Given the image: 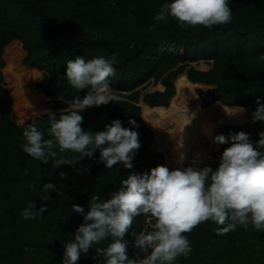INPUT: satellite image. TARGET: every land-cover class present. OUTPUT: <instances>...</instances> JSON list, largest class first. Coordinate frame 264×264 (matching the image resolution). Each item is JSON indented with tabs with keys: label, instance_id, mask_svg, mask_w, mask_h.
Returning <instances> with one entry per match:
<instances>
[{
	"label": "trees",
	"instance_id": "16d2710c",
	"mask_svg": "<svg viewBox=\"0 0 264 264\" xmlns=\"http://www.w3.org/2000/svg\"><path fill=\"white\" fill-rule=\"evenodd\" d=\"M166 0H0V264H62L65 244L74 239L83 217L72 211V204L87 208L91 196L110 198L129 173H143L164 165V155L153 152L154 133L142 118L141 98L149 106L167 107L176 94L175 81L186 73L193 83L208 89L197 90L205 106L220 102L224 106L250 107L247 121L229 124L221 134L245 131L255 142L264 125L251 122L256 97L264 103V0H230L232 21L206 28L201 25L180 27L168 17L156 22L153 17ZM19 40L26 55L23 65L43 72V80L32 85L51 98L53 109L68 107L66 101L79 93L64 78L66 63L76 56L85 60L116 53L115 74L109 77L119 100L86 108L82 129L101 131L105 124L120 119L131 128L129 118L139 127L140 148L125 169L119 163L105 168L97 151L72 165L57 164L58 159L74 160L77 153L57 151L56 158L44 164L22 150L23 130L35 123L48 138L47 114L19 124L12 116L13 96L6 85L3 58L6 47ZM175 48V52L170 50ZM208 60L207 70L192 65ZM161 83L163 90L146 91V83ZM143 96V97H142ZM60 113H57V118ZM224 144L213 152L211 166L219 165ZM87 171L84 169L89 166ZM66 173L61 178L59 173ZM52 183L56 191L45 190ZM34 206L37 213L25 218L22 212ZM209 220L184 233L192 245L189 256H180L175 264H264V230L238 225L223 235ZM132 230L151 231L143 215L133 220L126 233L128 254L132 258ZM110 240L101 241L104 248ZM95 248L81 254L76 264H97L103 258Z\"/></svg>",
	"mask_w": 264,
	"mask_h": 264
},
{
	"label": "clouds",
	"instance_id": "9594fccd",
	"mask_svg": "<svg viewBox=\"0 0 264 264\" xmlns=\"http://www.w3.org/2000/svg\"><path fill=\"white\" fill-rule=\"evenodd\" d=\"M229 2L166 0L153 19L161 22L170 16L182 28L225 25L232 21ZM117 63L116 53L107 58L97 56L85 60L84 56H76L68 60L64 78L78 93L86 89V94L83 98L76 95L67 100L68 107L61 110L58 118L45 109L50 124L48 138L35 123L30 124L22 133L25 139L22 150L44 164L58 156L56 148L61 153H77L74 160L60 158L57 161L59 166L70 167L85 158L93 159L98 151V160L105 168L119 163L123 168L131 169L141 146L136 131L139 125L134 119L128 120L131 128L124 127L118 118L105 124L101 131L81 127V113L86 108L119 100L109 81ZM244 111L243 107L237 106L226 112L235 115ZM250 115L252 123L264 125V103L260 97H256V108ZM258 136L255 142L242 130L230 131L227 136H213V143L229 145L220 154L215 170L208 165L171 170L165 165H157L143 173H129L110 198L101 200L98 195H93L87 208L72 204V211L80 214L83 220L74 239L64 246L62 264H76L81 254L87 255L90 248L96 251L92 259L103 258L97 260V264H175L178 257H187L192 251L184 233L209 220L218 225L216 230L220 235L234 231L238 225L244 229L251 225L258 231L264 230V132H259ZM183 159L181 154L179 160ZM88 167L90 165L84 171ZM59 176L63 179L66 173L61 171ZM44 189L57 190L52 183H46ZM33 207L25 208L22 215L33 218L37 214ZM141 215L147 218L152 230L139 234L132 230V246L136 251L130 258L129 241L124 237L132 228L134 218ZM104 240H110V243L104 248L97 247Z\"/></svg>",
	"mask_w": 264,
	"mask_h": 264
},
{
	"label": "bare ground",
	"instance_id": "6f19581e",
	"mask_svg": "<svg viewBox=\"0 0 264 264\" xmlns=\"http://www.w3.org/2000/svg\"><path fill=\"white\" fill-rule=\"evenodd\" d=\"M13 46V44L8 45L6 53L13 54V57L19 58L20 53L18 50L15 51L16 49L13 50L16 47L12 48ZM14 71L15 67L10 58L5 72L10 74V72ZM19 75L22 77L30 76L34 79L39 77L37 70H34V73L23 70ZM26 80L28 79L26 78ZM193 85L194 83L192 84L188 76L184 74L177 81V95L172 98L171 104L168 107L159 106L167 108L165 111L150 109L148 104H144L142 109V118L154 132L155 141L152 143L153 146L163 152L169 162H176L182 166L204 157L207 153L206 150L220 146L213 143L212 137L221 134L220 126L222 123H241L245 117L244 112L235 115H229L226 112L236 106L228 107L220 102H216L212 106H205L195 91L196 85ZM18 92L21 93L22 97H25L23 99L24 105L21 109H23V112L28 109L27 112L22 114L23 117H27L30 111L34 109L36 111L45 109L44 104L47 96L44 92H30L21 86L18 88ZM243 108L246 109L245 107ZM193 113L195 115L191 119ZM221 121L222 123H220ZM169 124L173 126L171 128L167 127ZM181 154L184 156L183 161L179 160Z\"/></svg>",
	"mask_w": 264,
	"mask_h": 264
},
{
	"label": "rangeland",
	"instance_id": "374dc122",
	"mask_svg": "<svg viewBox=\"0 0 264 264\" xmlns=\"http://www.w3.org/2000/svg\"><path fill=\"white\" fill-rule=\"evenodd\" d=\"M10 44H13L14 46H16L14 48V46L12 48H14L13 50L15 51H19L20 53V56L19 58H15L13 57V54L10 55L9 53H6V50L3 54V58L5 60V63H6V66L4 67L3 69V72H4V77H5V82H6V85L11 89V94L13 96V111H12V116L13 118L21 125L25 124V122L29 121L30 119H32L33 117L35 116H38L40 114H47L44 110L47 109L55 114L57 113H60L62 109H53L51 104H50V97H46V103L44 104L45 106V109H43L42 111H36L35 109L33 111H30V113L28 114L27 117H23L22 114L24 112H27V110H24L23 112V109H21L24 105V102H23V99H25V97H22L18 92V88L21 86L23 89L25 90H28V91H36V92H42L43 93V90L41 88H34L32 85L36 84V83H40L42 80H43V72L42 71H39L38 69L36 68H32V67H29V66H26V65H23V59L26 55V51L24 50L23 48V45L20 41L18 40H15L13 42H11ZM9 44V45H10ZM170 50L172 52H175V48L174 47H171ZM12 59L13 61V64H14V67H15V71L14 72H9L6 73L5 72V68L7 67L8 65V61L9 59ZM193 66H195L197 69H202V70H207L211 67L212 65V62L211 61H208V60H199V61H196V62H193L192 63ZM204 65V66H203ZM27 71L29 73H34V70H37L38 71V79H34L33 77H30V76H26V77H22L21 75H19L20 73H22V71ZM18 71V72H17ZM18 73V74H17ZM16 74V75H15ZM187 75L185 72L182 73L179 77H178V80L180 79V77H182L183 75ZM14 75V76H13ZM10 77V78H9ZM14 77V78H13ZM16 77V78H15ZM29 77V78H28ZM26 78L28 80H26ZM33 78V79H32ZM177 80V81H178ZM177 81L176 82V86H177ZM18 84V85H17ZM146 91H153V90H157V89H161L163 90L164 87L161 83H155L153 80L149 83H146ZM193 84V83H192ZM196 84H194L193 86H195ZM199 88H202V89H208L209 87H207L206 85H196L195 86V91L197 92V90ZM177 89V87H176ZM198 93V92H197ZM45 95V94H44ZM177 95V90H176V94H175V97ZM143 97V96H142ZM174 97V98H175ZM172 101H170V104H171ZM144 104H147L143 101V99L141 98L140 100V106H141V111L143 109V105ZM169 104V105H170ZM149 106V105H148ZM210 106V105H209ZM212 106V105H211ZM168 107V106H167ZM31 108V106H30ZM67 108V107H66ZM150 109H160L162 111H165L167 108H163V107H150ZM245 111H244V119H242V122H245V120L247 119V116H248V113L250 111V107H245ZM36 111V112H35ZM144 120V119H143ZM145 122V121H144ZM230 122L228 123H222L221 126H220V129L225 126V125H229ZM169 126V128H171V126H173L172 124H169L167 125V127ZM150 128V127H149ZM151 129V128H150ZM152 130V129H151ZM153 131V130H152ZM154 133V132H153ZM155 141V140H154ZM154 143V142H153ZM223 144H221L218 148H215V149H208L206 150V155L202 158H199L197 161H194V162H188L186 163L185 165H181V164H178L176 162H169L166 158V156L164 155L163 152H160L158 150L157 147L153 146V144L151 145L152 146V151L153 152H156V153H162L164 155V165L169 167V169H173V168H183V167H187V166H193L195 168H202L204 167L205 165H209L213 162L214 158H213V152L214 151H217L219 150V148L222 146ZM204 158V159H203Z\"/></svg>",
	"mask_w": 264,
	"mask_h": 264
},
{
	"label": "water",
	"instance_id": "95a60500",
	"mask_svg": "<svg viewBox=\"0 0 264 264\" xmlns=\"http://www.w3.org/2000/svg\"><path fill=\"white\" fill-rule=\"evenodd\" d=\"M194 84H196V85H197V84L200 85V84H202V83H194ZM202 85H204V84H202ZM206 86H207V85H206ZM207 87H209V86H207ZM199 97H200V96H199ZM200 99H201V98H200ZM201 101H202V100H201ZM236 107H237V106H236ZM246 121H247V119L245 120V122H246ZM245 122H241V123H229V124H243V123H245ZM223 145H224V144H223ZM223 145H222V146H223ZM222 146H221V147H222ZM221 147H220V148H221ZM220 148H219V149H220Z\"/></svg>",
	"mask_w": 264,
	"mask_h": 264
}]
</instances>
